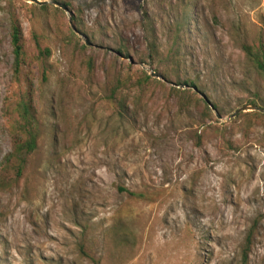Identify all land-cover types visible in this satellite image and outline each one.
Segmentation results:
<instances>
[{"label":"rangeland","instance_id":"1","mask_svg":"<svg viewBox=\"0 0 264 264\" xmlns=\"http://www.w3.org/2000/svg\"><path fill=\"white\" fill-rule=\"evenodd\" d=\"M60 1L69 14L0 0V168L26 92L12 22L35 59L36 40L50 49L46 70L41 57L34 68L42 140L19 181L0 187V264H264V117L228 119L264 103V78L242 50L264 44V0ZM183 15V74L221 118L184 107L145 61L146 29L166 44ZM118 78L122 111L111 99Z\"/></svg>","mask_w":264,"mask_h":264},{"label":"trees","instance_id":"2","mask_svg":"<svg viewBox=\"0 0 264 264\" xmlns=\"http://www.w3.org/2000/svg\"><path fill=\"white\" fill-rule=\"evenodd\" d=\"M61 2L60 0H57ZM63 3V2H61ZM66 5V3H63ZM40 10L45 11L51 5L44 4L37 6ZM56 10L59 8L54 7ZM190 11L194 9L188 8ZM191 16L183 15L182 19H178L172 29L171 39H167L166 44H162L161 40L156 37L152 28L146 30L150 34L147 53L145 54L146 62L151 64L152 69L161 77V80L154 79L157 83L163 84L165 82L174 83L175 86L171 87L183 100V106L186 107L193 101L201 104L204 118L212 116L213 108L201 96L196 83L191 78L184 76L182 67L185 68V59L188 58L186 52L188 39L187 31L190 32ZM77 31L84 32V24L76 19H73ZM83 31V32H82ZM37 38V37H36ZM38 39V38H37ZM172 40V41H171ZM91 43V42H90ZM11 46L14 55V71L19 75L25 71L26 92L22 94L16 102L17 117L12 126L11 140L12 150L7 154L0 168V187H10L17 183L26 167L27 157L32 155L39 147L43 137V121L36 103V82L34 79V68L38 59H41L43 70H46L45 61L50 55L49 48H43L39 39L36 40L38 49L37 58L29 52L26 38L24 35L22 24L19 20L12 22L11 30ZM119 54H129V48L123 43L118 44ZM85 48V46H84ZM242 50L246 56L248 64L257 71L262 78H264V44L262 42L244 43ZM150 79L147 72L142 71V75L138 77L137 86L143 87ZM124 79L118 78L113 84L111 89V99L119 105V110L122 111L126 108V101L119 97V92L124 85ZM178 86H186V89L178 88ZM205 94V93H204ZM182 95V96H181ZM251 104H256L264 107V103H258L255 99L250 100ZM216 109V105L212 104ZM248 115H256L257 117H264V113L259 111L243 112ZM240 116V115H239ZM130 196L135 193L122 188Z\"/></svg>","mask_w":264,"mask_h":264},{"label":"water","instance_id":"3","mask_svg":"<svg viewBox=\"0 0 264 264\" xmlns=\"http://www.w3.org/2000/svg\"><path fill=\"white\" fill-rule=\"evenodd\" d=\"M26 1L29 2V3L37 4V5L53 4V5L57 6V7H60V8H62V9H64V10H65L66 12H68V14H69V9H68V7H67L65 4H63V3H61V2H59V1H57V0H26ZM69 21H70V24H71L73 30H74L75 32L79 33V32L77 31L76 27L72 24L71 16H70ZM79 35L85 39V43H86L87 45H90V42L86 39V37H85L83 34L79 33ZM149 70L151 71V75H152V76L161 79V77H160V76H159V75H158V74H157L152 68H149ZM201 96H202V97H203V98H204V99L210 104V106L213 108V111L216 113V115H217L219 118H221V115H220V114L218 113V111L213 107V105H212L211 101L208 99V97H207L204 93H201ZM243 111H259V112H261V113H264V107L259 106V105H256V104H244L243 106L237 108V109H236V110H235V111H234V112L228 117V119L233 118V117H236V115H237L238 113L243 112Z\"/></svg>","mask_w":264,"mask_h":264}]
</instances>
